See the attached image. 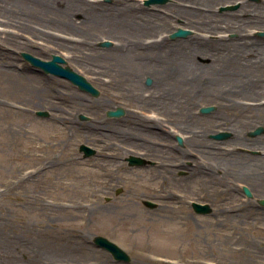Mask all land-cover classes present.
Here are the masks:
<instances>
[{"label": "rangeland", "instance_id": "rangeland-1", "mask_svg": "<svg viewBox=\"0 0 264 264\" xmlns=\"http://www.w3.org/2000/svg\"><path fill=\"white\" fill-rule=\"evenodd\" d=\"M8 1L0 0V264L264 263V205L260 202L264 196L250 189L242 174L230 172L208 178L190 170L197 155L205 154L199 149L211 142L226 148L235 141L244 142L239 150L260 155L259 148L245 146L251 145L246 143L250 139L264 138V109L259 118H249L245 104L220 109L209 95L193 101L188 113L180 101L172 108L165 102L159 106L148 96L162 86L161 82H153L150 72L139 82L124 80L116 74V60L108 56L120 54L112 47L121 35L146 44L164 35L165 43L182 40L187 41L186 47L196 45L195 25L205 29L204 34L212 33L210 38L225 35L237 40L240 35V40L249 43L264 41V25L253 17L260 13L264 19V0H178L187 8L194 4L205 14L193 16L199 20L194 24H188L184 16H174L170 28L142 26L134 36L96 29L94 21H87L88 30L93 32L81 29L86 25L83 11L94 12L80 1L104 3L110 8L119 0H78L77 12L66 10L65 16H58L57 11H64L68 0H32L39 9L48 8V17L53 19L43 18L45 14L26 8L25 3V8L8 7ZM136 1L161 12L168 11L169 2H175ZM4 9L12 13L13 22L3 20L8 17ZM20 9L21 13L17 11ZM118 9L104 12L124 26L125 16ZM207 12L215 16L208 17ZM227 19L240 26L228 27ZM179 28L188 33L171 37ZM44 33H52L65 44L48 41ZM105 40L110 44L102 45ZM161 47L167 59L178 57L173 56L176 50L169 51L170 46ZM24 51L43 59L55 53L62 55L64 65L84 75L99 94L94 96L64 77L45 73L23 57ZM251 55L248 52L247 56ZM194 58L201 64L210 61L202 55ZM162 62L168 65L166 59ZM259 85L262 100L264 79ZM235 95L238 100L242 92ZM209 106L210 111H202ZM117 107H122L124 114L109 116L108 111ZM38 110L48 114L40 116ZM154 114L164 131L158 126L154 129L159 132L147 133L149 117ZM224 119L244 130L242 142L233 138L224 123L213 126ZM258 128L261 130L256 133ZM191 130L198 134H187ZM220 133L227 135L216 137ZM186 136L196 139L195 149L185 141ZM82 143L97 152L84 156L79 149ZM185 152L192 153L187 161ZM131 155H140L144 163L129 164ZM202 160L211 164L207 157ZM171 165H176L172 173ZM146 199L157 204L148 206ZM192 201L208 203L211 209L197 212ZM95 235L116 242L131 260L114 259L107 249L93 242ZM241 244L245 247L238 249Z\"/></svg>", "mask_w": 264, "mask_h": 264}, {"label": "bare ground", "instance_id": "bare-ground-1", "mask_svg": "<svg viewBox=\"0 0 264 264\" xmlns=\"http://www.w3.org/2000/svg\"><path fill=\"white\" fill-rule=\"evenodd\" d=\"M40 1L42 2L44 0ZM77 1L78 0H68L66 9L64 11H57L58 16H65L66 10L67 12H73V14H75V12H77L76 9H79L77 6ZM174 1L175 2L173 3L169 2L167 4L168 11H164L166 13L161 12L159 10L160 8H156L155 6L145 7L140 1L136 0L116 1L114 5H110V8L111 10L118 7L121 8L118 9V13L121 14V16H125L124 26H120L118 22L114 21L113 18L109 17L110 15H107L104 12L111 11L109 7L106 8L104 6V3L80 1L81 4L89 6L88 11L94 12L92 15H90V13L86 14V12L83 11L84 17L82 22L86 23V25L85 27H81V29H85L88 32H93V29L88 30L90 26L88 25L87 21H94L93 25L97 24L95 27L96 29L102 28L108 31L117 32L119 34L130 32L131 35L134 36L133 33L138 32L137 30H139L142 26L147 27L148 29L160 28L159 30H164V27L170 28V24H172L171 19H173L172 17L174 16H184V20L188 24H194L193 21L195 19L192 18L193 16H201L202 14H205L204 12L196 10L198 7H196L194 4L192 7L187 8V6L178 4L180 1ZM21 2L22 3L20 4V0H9L6 5L8 7L17 6L20 8L19 6L24 7L25 3V6H27L26 8L39 9L35 4L32 3V0H21ZM80 7L84 6L80 5ZM172 9H174V12H171ZM39 10L41 13L45 14L43 18L53 19L51 16L48 17L49 13L51 12L48 8ZM4 11L6 13L10 12L6 9H4ZM17 11L21 13L23 9ZM9 14L12 13H7V19L3 20L7 22H13L12 19L15 20V18L10 17ZM185 14H187V17ZM207 14L208 17L211 15L215 16V14L211 12H207ZM253 17H256V22L264 25V19H261L262 17L260 16V13ZM222 20H218L216 18L214 19V21ZM195 21L197 22L199 20ZM224 22H226L228 27H232V29H234L233 26H240L239 23H232V21L229 19ZM18 25H20V22H18ZM193 27L194 30L198 31L197 34L193 36L196 39L197 44L188 47L185 46L187 41L182 40L172 43L167 41V43H165L166 36L164 35L161 38H157L159 39L158 41H156L157 39H152V41H154L153 44H146L143 42V40L136 39V37H133L135 40L133 39L132 41L130 38H128V36L121 35L122 39L118 38L119 40L117 41V44L112 47L115 50L119 49L120 54L114 56V54L111 53L108 55L112 60H116L114 64L117 66V76L123 78L124 80L129 79L132 82H139L142 81L144 74L150 72L153 77V82L158 81L162 84V86H160V88L157 89L155 93H149L148 96L150 99H155L154 103L158 104L159 106H162V103L165 102L166 104L169 103V107L172 108L175 106L174 103H178V101H180V104H182L184 110L188 113L193 101L209 95L220 109L235 108L241 106L240 104H245L249 108V118H259V113H261L264 109V99L262 98L261 100L260 96L262 89L259 88L260 82L264 79V41L249 43L244 40V38L243 40H240L242 39V36L240 35L237 38L239 41L229 38L225 35L221 38H210L212 33H210L209 30L205 31L209 33L204 34L203 30L205 29H202L199 25H195ZM40 31L41 30H39V32ZM78 31H80V29ZM215 33H213V35H216ZM44 35L48 38V41L52 43L54 41V44L56 45L65 44V42L57 40L54 35H52V33H44ZM83 38L85 37L83 36ZM165 45L170 46L169 51L176 50L173 56L178 57L175 59L169 57L167 59L168 55L163 54V51L166 52V50L161 47ZM36 47L40 50V47ZM120 48H123L125 51L121 50ZM248 52L253 53V55L247 56ZM187 55L191 57H187ZM196 55L206 56L210 59V61L207 64H201L195 60L194 57ZM162 59H166L168 65L163 64ZM76 60L78 63L83 64L79 58L76 57ZM239 92H242V96L238 98L240 101L235 98V94H238ZM139 97L141 99L145 98L143 96ZM177 107H179V105ZM158 118L159 117L155 114L149 117L150 124H147L148 127L146 126L145 132L157 133L160 131V129H154V127L160 126L158 125ZM217 123H224L227 126V129L231 131L235 140H237V138L240 139L243 137L241 134L244 132V130L240 129L239 125L234 121L229 119L219 120L214 122L213 126H215ZM213 126H210V130L213 128ZM162 131H164L163 127H161V132ZM191 132L195 136L198 134L194 130L187 131V134H191ZM193 138L191 136H186L185 138L186 142H191L189 144L191 147L195 144H198L196 139ZM192 139L195 140V142ZM240 142H242V138L240 139ZM246 143L251 144L247 145L249 147L245 146L247 149H251V147L259 148L262 153L260 155L254 156L248 154L245 151L239 150L240 146L244 144V142L239 143L241 144L239 145L235 141L231 148H226V146L221 147L218 146L217 143L211 142L208 144V147L199 149L200 152L202 151L205 154L203 157L197 155L194 161L190 164V170H194V172L197 170L200 175L208 178H218L220 177L219 174L230 172L242 174L244 175V177H242L244 180L242 179V181L249 185V188L254 192L264 196V138L260 137L250 139V141ZM149 148L151 149V147ZM174 148L177 149V147ZM188 149L189 148H187V150ZM185 155V159L187 161V158L189 159L192 153L185 152ZM205 157L210 159L209 163L211 164H204V160H202V158ZM181 165L184 166V164ZM221 168L224 169L222 170ZM175 170L176 165H171V173ZM217 171H219V173H217ZM234 189L235 188L232 187V190ZM255 248L253 252H255L256 255L257 249ZM250 250L251 248H249L248 251ZM259 254L261 253L259 252Z\"/></svg>", "mask_w": 264, "mask_h": 264}, {"label": "water", "instance_id": "water-1", "mask_svg": "<svg viewBox=\"0 0 264 264\" xmlns=\"http://www.w3.org/2000/svg\"><path fill=\"white\" fill-rule=\"evenodd\" d=\"M180 34H186V31L180 29L178 32L174 33L173 36L175 35H180ZM109 42L103 43V45H108ZM22 55L24 56L25 59L29 60L33 65L42 67L46 72H51L57 75H60L62 77L70 79L72 82L77 84L82 90L89 91L93 95H98L99 90L94 87L83 75L79 74L78 72L74 71L70 66H62L60 63H64L65 60L62 56L58 54H54L52 56L51 60H43L29 52H23ZM151 79H148V82H150ZM212 107H203L202 111H209L211 110ZM39 115H47V111H37ZM124 114V109L122 107H118L117 109H111L108 111V115L110 116H120ZM81 118H86L85 115H81ZM261 128H258L255 132H260ZM227 133H221L216 135L217 137H223L226 136ZM179 141L182 142V138L179 136L178 137ZM80 150L84 151L85 156H89L95 153V149L92 148L91 146L82 143L80 145ZM131 164L135 163H140L142 160L139 157L136 156H131L129 158ZM144 162V161H143ZM246 192L250 195V190L246 187L245 188ZM148 206L153 207L156 203L150 200H145L144 201ZM264 204V199L261 201ZM193 206L197 211L200 212H207L210 209L209 204H201L198 202H193ZM95 242L96 244L105 247L111 253L116 259L120 260H130V255L123 249L121 248L118 244L113 242L112 240L102 236V235H97L95 237Z\"/></svg>", "mask_w": 264, "mask_h": 264}, {"label": "flooded vegetation", "instance_id": "flooded-vegetation-1", "mask_svg": "<svg viewBox=\"0 0 264 264\" xmlns=\"http://www.w3.org/2000/svg\"><path fill=\"white\" fill-rule=\"evenodd\" d=\"M240 247L238 249H243L245 246L243 244L239 245ZM238 247V246H237ZM250 247H246V249H249ZM258 252H262V250L258 251Z\"/></svg>", "mask_w": 264, "mask_h": 264}]
</instances>
